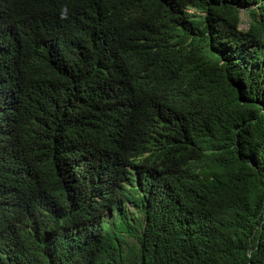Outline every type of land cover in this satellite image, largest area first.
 Wrapping results in <instances>:
<instances>
[{
  "label": "trees",
  "instance_id": "1",
  "mask_svg": "<svg viewBox=\"0 0 264 264\" xmlns=\"http://www.w3.org/2000/svg\"><path fill=\"white\" fill-rule=\"evenodd\" d=\"M151 33L173 40L164 95L130 71ZM31 42L33 80L0 83V103L24 94L0 135V264H264V0H0V62Z\"/></svg>",
  "mask_w": 264,
  "mask_h": 264
},
{
  "label": "clouds",
  "instance_id": "2",
  "mask_svg": "<svg viewBox=\"0 0 264 264\" xmlns=\"http://www.w3.org/2000/svg\"><path fill=\"white\" fill-rule=\"evenodd\" d=\"M60 6L62 7L63 11L60 14L58 13L59 15L57 14L54 16L53 19L51 15L48 16V18L52 20L50 25V33L56 32L57 37L65 36L67 45L70 49L71 45L69 43L73 38L77 37V26L75 25V21L77 20L75 15L76 9L71 11L70 7L67 5L60 4ZM77 9L80 10L79 17H81V15L84 16L82 22L92 20V14H86L82 7H78ZM110 12V6L100 5V12L98 15L102 20H105ZM137 42L138 44L136 48L135 59L132 62L130 61V71L135 72L136 86L138 88H144V90L152 89L159 95H164L165 92L162 94L163 90H161V86H153L151 83H148L145 78H143L142 64L144 59L151 58L150 67H153L162 75H177V80H179L180 74L174 70L172 65L166 62V58H168L167 53L169 44L173 42L172 38L164 34L151 33L146 37H141ZM105 48L107 53L112 51L107 45ZM23 49V54H20L19 51L13 50L11 62L8 60L0 62V83H3L5 80H13L17 77H23L24 75L30 80H33L36 74L31 73V65L35 63V59L41 57L44 52L32 42L28 45H25ZM1 52L4 58H6V56L10 57V55L6 54L2 50ZM129 55L130 54H127L124 51L120 53L121 58H126ZM45 65L46 62L42 61L41 67H45ZM50 79L51 76L46 77V80ZM120 85L121 83H115L109 87V91L111 92L113 99L116 98V90ZM132 88L137 92L134 86H132ZM22 91L23 89L18 87L13 95L7 94L4 98V95L1 94V96H3V102L0 103V135L2 137H7L10 134V123L12 120L11 111L13 109L14 103L23 98L24 94ZM3 94H6L5 91ZM88 157L90 158L89 154ZM89 161L91 160L89 159Z\"/></svg>",
  "mask_w": 264,
  "mask_h": 264
},
{
  "label": "rangeland",
  "instance_id": "3",
  "mask_svg": "<svg viewBox=\"0 0 264 264\" xmlns=\"http://www.w3.org/2000/svg\"><path fill=\"white\" fill-rule=\"evenodd\" d=\"M240 18H241V24L239 27L240 29H245L248 26V22H249L248 12L242 10L240 14ZM150 61L151 58L144 59L142 64V71H143L142 76L148 81V83H151L153 86H157L162 80H169L172 84H177L178 81L177 75H170V74L162 75L161 73L157 72L153 67H150ZM131 206L128 205V208L132 209Z\"/></svg>",
  "mask_w": 264,
  "mask_h": 264
}]
</instances>
